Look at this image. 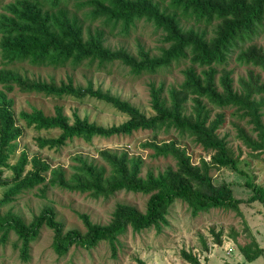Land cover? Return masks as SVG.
Masks as SVG:
<instances>
[{
	"label": "trees",
	"instance_id": "trees-1",
	"mask_svg": "<svg viewBox=\"0 0 264 264\" xmlns=\"http://www.w3.org/2000/svg\"><path fill=\"white\" fill-rule=\"evenodd\" d=\"M67 0H10L0 13V52L5 63L26 61L35 66L52 68L81 64L98 67L117 63L137 76L158 74L172 63L188 62L181 70L183 80L170 86L164 95V84H149L152 114L146 115L138 107L95 87L91 80L85 86L76 85L67 75L59 82L54 79L29 78L13 69L0 67V185L6 186L0 198V245L14 234V247L22 261L30 259L31 243L42 227L52 230L51 247L57 256H64L71 247L91 250L106 241L111 255L116 256L119 236L128 229L132 232L155 227L161 230L167 223L171 205L180 200L187 204L195 216L214 208L233 209L240 213L241 202H258L264 208V184L255 182L250 170L251 161L241 158L230 145L226 134H219L225 122V108L232 116L242 119L249 130L232 122L236 136L249 149V156L263 163L264 153V80L259 73L248 69L238 77L234 86L230 59L244 67L264 69V48L252 42L264 20V0H77L78 9L91 19L100 20L104 26L119 27L124 36L140 21L151 24L158 31L161 46L156 54L137 44L136 53L124 47L111 48L105 44L102 28L87 30L71 15L65 6ZM163 4V7L160 5ZM170 8V11L168 10ZM172 10V11H171ZM179 13L181 19L178 17ZM181 20L193 23L188 27ZM195 24H204L195 28ZM17 87L22 92H34L56 98L72 97L83 101L96 98L114 107L126 116L119 124L104 126L81 117L77 112L70 117L62 106H55L54 115H46L40 108L20 110L16 115L14 99L8 95ZM218 110V111H216ZM58 130L55 136L38 135L39 148H60L73 139L91 142L94 137L131 135L139 130H159L178 136L163 141H146L143 146L153 150L152 155L171 156L174 166L154 172L148 170L141 176L142 159L127 151L108 148L98 150L100 163L77 155L72 172L66 176L61 166L52 167L39 155L28 158L22 150L17 155V139L24 129ZM192 139L210 154L209 160L199 157L194 163L179 140ZM15 159L11 163V160ZM228 169L244 178V187L250 195L243 200L234 198L229 183L216 182L212 169ZM10 170L8 176H4ZM60 187L88 193L93 198H108L119 191L147 195L145 209L138 210L126 203H116L110 219L105 224L94 223L86 213L78 212L85 231L64 229L56 219V212L45 204L29 222L12 210L2 212V206L13 201L20 193L37 188L42 196L47 189ZM213 232V231H212ZM221 233H214L215 241L222 243ZM246 261H253L264 253L254 238L238 242L230 233ZM189 264H201L192 253L181 251ZM138 264H145L138 258Z\"/></svg>",
	"mask_w": 264,
	"mask_h": 264
},
{
	"label": "rangeland",
	"instance_id": "rangeland-1",
	"mask_svg": "<svg viewBox=\"0 0 264 264\" xmlns=\"http://www.w3.org/2000/svg\"><path fill=\"white\" fill-rule=\"evenodd\" d=\"M9 1L0 0V13L3 11V5ZM76 1L67 0L62 6H65L71 15L77 17L85 34L88 29L93 31L95 28H102L105 32V44L111 48L124 47L134 54L137 44L140 43L152 54L158 53L161 36L151 24L140 21L127 36L119 32L118 26L112 30L113 32H110V28L104 26L100 20L88 18L84 14L85 10L78 9L75 5ZM160 6L163 7V4ZM168 10L170 11V8ZM177 15L181 19L179 13ZM181 21L185 27L193 23L190 20ZM199 26L203 28L204 24H195V28ZM252 42L264 48V20L252 37ZM187 64L188 62L182 60L179 63H172L169 68L158 74L135 76L129 73L127 68L117 63L106 64L102 67H98L96 63L91 66L83 63L75 69L70 66L59 68L35 66L26 61L7 64L2 59L0 52V67L13 69L29 78L54 79L57 82L70 75L76 85L82 86H85L87 80H91L95 87H101L103 90L109 91L110 94L130 102L146 115L153 113L150 107L149 84L153 82L157 86L163 82L164 95H166L170 86H177L183 80L181 70ZM229 68L233 69L234 86H237L238 77L245 75L248 69L259 73L264 80V69L240 66L233 58L230 59ZM8 95L14 99L13 109L16 115L20 110L31 111L32 107L42 109L46 115H54V107L57 105L63 107V112L70 117V122L74 112L104 126L119 124L126 119L123 113L96 98H86L83 101L72 97L56 98L34 92H22L17 87ZM223 111L225 112V122L219 128V134H226L227 140L236 152L241 148L243 151L241 158L246 157L252 162L249 168L256 175L255 182L264 184V153L260 154L263 163H258L257 160L249 156V149L237 138L232 122L245 126L247 130L250 126L245 123V119L233 117L231 108H225ZM57 133L56 129L37 132L32 127L25 128L23 134L17 139L14 158L16 159L19 152L24 150L27 152L28 158L32 155H39L50 162L52 167L61 166L65 170L66 176H69L72 172L71 165L76 164L73 158L77 155L99 164L101 161L98 157V150L104 148L123 150L127 151L130 156H140L142 159L141 176H143L148 170L156 173L168 166H174V159L171 156L154 157L153 150L144 147L143 144L151 140L158 142L179 138L172 130L168 134L163 130H159L157 134L151 130H139L131 135L94 137L91 142L73 139L57 149L37 146L35 138L38 135L55 136ZM179 145L187 150L194 163L198 162L199 157H204L205 160L210 158V154L206 153L192 139L180 138ZM15 159H12L11 163ZM9 172L10 170H6L4 176H8ZM210 174L216 182L229 183L234 198L243 200L250 195L248 188L242 185L244 178L234 172L221 168L212 169ZM0 180H3V174ZM6 188V186L0 185V198ZM146 200L147 195L142 193L119 191L108 198H93L88 193L60 187L49 188L45 196H42L41 192L34 188L31 191L20 193L13 201L4 204L1 211L12 210L19 214L24 221L29 222L32 216L47 204L54 208L56 219L61 222L65 230L77 228L85 231L82 221L77 215L78 212L88 214L94 223L105 224L110 219L116 203H126L143 211ZM239 211L240 213L233 209L214 208L193 216L185 202L176 200L171 205L167 223L162 225L161 230L153 227L135 233L128 229L126 233L120 235L116 256L111 255L110 247L106 241L100 242L91 250L71 247L64 256H57L51 247L52 230L42 227L38 238L31 243L30 259L22 261L18 256L17 249L13 246L15 236L11 233L5 244L0 245V264H138L136 261L138 258L145 264H189L181 256L183 250L192 252L201 264H264V253L251 262L246 261L237 244L230 237V233L234 232L240 244L254 238L257 244L264 249V208L258 202L251 204L241 202ZM218 232H222L221 244L215 241L214 233Z\"/></svg>",
	"mask_w": 264,
	"mask_h": 264
},
{
	"label": "built area",
	"instance_id": "built-area-1",
	"mask_svg": "<svg viewBox=\"0 0 264 264\" xmlns=\"http://www.w3.org/2000/svg\"><path fill=\"white\" fill-rule=\"evenodd\" d=\"M229 251H231V250H229Z\"/></svg>",
	"mask_w": 264,
	"mask_h": 264
}]
</instances>
